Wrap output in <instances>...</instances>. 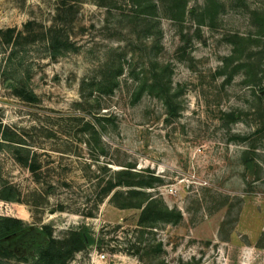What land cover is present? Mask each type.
Instances as JSON below:
<instances>
[{
    "label": "rangeland",
    "instance_id": "1",
    "mask_svg": "<svg viewBox=\"0 0 264 264\" xmlns=\"http://www.w3.org/2000/svg\"><path fill=\"white\" fill-rule=\"evenodd\" d=\"M211 1L177 20L173 0H0L36 95L0 77V124L23 143L0 141V187L21 193L0 216L56 240L86 228L95 242L67 264H264V0H217L200 19ZM127 167L183 218L146 228L120 209L129 188L108 189ZM10 251L0 264H27Z\"/></svg>",
    "mask_w": 264,
    "mask_h": 264
},
{
    "label": "trees",
    "instance_id": "2",
    "mask_svg": "<svg viewBox=\"0 0 264 264\" xmlns=\"http://www.w3.org/2000/svg\"><path fill=\"white\" fill-rule=\"evenodd\" d=\"M62 1L65 2L66 0ZM212 1L200 14V19H206L208 16L216 18L218 12L217 0ZM173 2L175 13L172 17L177 20L183 19L187 13L188 0H173ZM135 3L143 9L150 6L156 11L158 10L154 0H135ZM192 14L195 16L197 12L193 11ZM260 18L264 22V14ZM24 41H26V36L22 32L20 33L16 29L3 30L0 28V77L10 82V86L16 90L19 97L32 102L36 101V95L28 91L26 86L30 78V69L25 66L26 60L23 47H26L27 44ZM47 46L51 50L50 55L52 58L56 59L62 54V45H60L57 38L50 37ZM0 141L12 146L13 144H23L16 134L10 133L2 124H0ZM245 163L248 170H254V159L247 158ZM116 175V182L110 185L108 192L110 193L116 188H129L126 193L125 191H119L115 194L116 199H122L121 202L117 203V206L120 209H142L141 226L157 228L160 222H178L183 218L181 212L169 209L145 191L153 188L161 180L149 175L146 177L133 171L132 167H127V169L117 172ZM134 199H137V202L134 203L132 201ZM0 200L8 203H21V193L12 186H2L0 187ZM25 228L27 226L21 219L0 216V240ZM94 242L95 240L86 228L71 232L65 239L56 240L53 237L52 228L45 226L41 229H33L21 240L26 253L21 260L27 264H67L76 252L87 248ZM10 254L11 251L6 248V244L0 245V256L7 257Z\"/></svg>",
    "mask_w": 264,
    "mask_h": 264
},
{
    "label": "water",
    "instance_id": "3",
    "mask_svg": "<svg viewBox=\"0 0 264 264\" xmlns=\"http://www.w3.org/2000/svg\"><path fill=\"white\" fill-rule=\"evenodd\" d=\"M33 228L27 227L21 231L11 234L0 240V245H7L8 248L13 247L15 244L20 242Z\"/></svg>",
    "mask_w": 264,
    "mask_h": 264
},
{
    "label": "flooded vegetation",
    "instance_id": "4",
    "mask_svg": "<svg viewBox=\"0 0 264 264\" xmlns=\"http://www.w3.org/2000/svg\"><path fill=\"white\" fill-rule=\"evenodd\" d=\"M6 248L9 249V250L19 249V250H23L24 251L21 241L18 242L17 244H15L13 247H10V248H8L7 245H6Z\"/></svg>",
    "mask_w": 264,
    "mask_h": 264
}]
</instances>
